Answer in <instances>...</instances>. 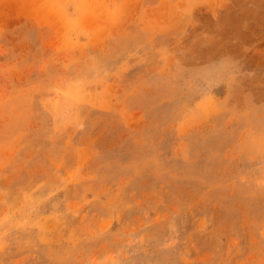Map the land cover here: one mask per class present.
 I'll return each mask as SVG.
<instances>
[{
	"label": "rangeland",
	"instance_id": "obj_1",
	"mask_svg": "<svg viewBox=\"0 0 264 264\" xmlns=\"http://www.w3.org/2000/svg\"><path fill=\"white\" fill-rule=\"evenodd\" d=\"M0 264H264V0H0Z\"/></svg>",
	"mask_w": 264,
	"mask_h": 264
},
{
	"label": "bare ground",
	"instance_id": "obj_2",
	"mask_svg": "<svg viewBox=\"0 0 264 264\" xmlns=\"http://www.w3.org/2000/svg\"><path fill=\"white\" fill-rule=\"evenodd\" d=\"M42 11V10H41ZM43 12V11H42Z\"/></svg>",
	"mask_w": 264,
	"mask_h": 264
}]
</instances>
